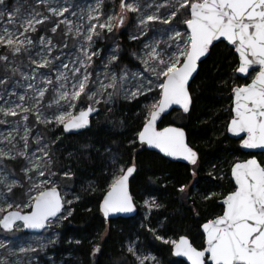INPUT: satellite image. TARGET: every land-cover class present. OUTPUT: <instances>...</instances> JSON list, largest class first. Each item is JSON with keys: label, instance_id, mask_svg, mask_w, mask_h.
<instances>
[{"label": "snow or ice", "instance_id": "obj_1", "mask_svg": "<svg viewBox=\"0 0 264 264\" xmlns=\"http://www.w3.org/2000/svg\"><path fill=\"white\" fill-rule=\"evenodd\" d=\"M54 2L58 0H36V7L45 5L49 16L33 9L18 22L15 13H19L20 9L17 7L15 13L9 15L5 0H0V6H5L0 10V17L7 15L8 24L13 25L12 28L0 27V67L4 71V75H0V125L10 126L7 135L0 132V145H11L0 147V229L5 232H12L15 227H19L17 221H21L25 229L49 227L59 219L67 218L59 214L64 210L65 203H72L71 200H63L59 182L54 179L60 174L51 167L49 145L44 144L36 151L30 150L27 123L23 125L21 137L23 148L15 143L13 132H19L21 122H27L31 114L36 117L38 124L63 126L65 132L87 128L91 114L96 111L94 105L100 104L103 96L108 97L105 103L110 102L113 95L124 90L128 81L125 72L119 76L106 73L104 80L97 77L98 87L94 91L91 86L92 74L88 69L93 57L98 55L97 51L91 50L94 37L105 30L111 33L114 28L123 26L127 13H141L137 0H119V13L112 11L104 19L101 11L103 0H98L95 8L87 14L89 23L86 28L83 25L74 27L73 22L66 17L60 20L51 29L52 32H56L59 24H65V36L82 39L83 43L80 44V55L70 69L71 76L67 71L59 70L60 67L69 69V64L61 62L57 66L55 79L47 72L40 71L52 65V40L44 36L39 38L40 51L35 52L36 59L33 54L36 41L31 35L37 31L36 25L43 24L51 17H64L65 13L70 12L66 5L51 6ZM164 6L156 4L157 12ZM146 7L151 8L153 5L149 3ZM157 12L147 15L141 13L140 26L154 21L169 25L166 32L172 43L168 44L165 51L158 50L157 45L147 46L150 50L141 62L144 72L150 73L151 78L140 72L133 74L134 78H140V82L135 90L125 92V98L129 94L133 99L140 96L145 98L143 126L131 143L158 149L165 157L197 164V152L185 142V132L179 127L158 129L157 120L171 105H178L185 113L189 112L192 103L189 81L197 71L198 61L208 54L213 42L220 41L227 42L238 54L235 72L251 80L232 89V117L227 124V132L239 137L244 149H264V0H176L166 18L161 19ZM71 15L76 13L71 12ZM181 15L184 16L183 31L175 26ZM80 18L84 19L83 16ZM18 57L22 58V62L26 58L34 67L22 72L15 63ZM111 59L115 61L116 57ZM77 64L78 67L75 66ZM9 72L12 77L19 74L27 83L13 80L8 76ZM18 88L23 91L18 92ZM157 89V95L150 97L149 94ZM49 92L53 95L46 106L55 107L51 116L43 111ZM5 96L17 97L19 103L5 99ZM82 97H87L90 103L77 112L75 109L82 104ZM149 99L150 103L147 102ZM18 116L19 120L8 119ZM34 142L40 145L39 136ZM21 160L24 161L21 171L28 188L25 191L26 199L18 203L9 197L15 196L14 190L23 187V183L17 179L14 168H10L7 162L19 163ZM110 167L100 203V211L105 219L113 214L135 211L129 192V178L136 171L135 164L122 166L114 155ZM63 177L72 178L68 171L63 173ZM231 179L234 187L221 197L222 213L202 225L204 243L200 249L184 236L168 240L156 235V239L171 244L173 255L186 258L189 264H264V163L256 159L237 162L231 168ZM179 191L184 192V187H180ZM216 195L215 192L206 193L204 199L210 200ZM153 206L158 207L155 201H145V207L151 209ZM13 208H27L29 211H12ZM68 215H71L70 211ZM0 250L10 251L4 239H0ZM36 251L34 247L20 248L21 253ZM99 251L100 248L95 247L92 254L95 256ZM128 252L135 258L136 264L154 261V257L140 255L132 246L128 247ZM0 264L10 262L5 258L0 260Z\"/></svg>", "mask_w": 264, "mask_h": 264}, {"label": "trees", "instance_id": "obj_2", "mask_svg": "<svg viewBox=\"0 0 264 264\" xmlns=\"http://www.w3.org/2000/svg\"><path fill=\"white\" fill-rule=\"evenodd\" d=\"M114 6L116 1L113 5L104 3L102 11L106 13ZM183 20L184 16H179L175 26L184 29ZM54 37L61 35L58 32ZM101 39L104 46L118 42L119 62L133 64L130 53L138 43L129 41L124 29L102 33ZM236 65L237 58L230 47L223 42L213 45L189 85V112L183 115L172 111L159 123V127L176 125L184 129L188 144L198 154L196 165L169 161L145 145L131 143L143 125V96L129 101L116 97L112 106H99L90 127L77 134H64L61 127L53 132L41 128L44 137L53 138L52 168L60 174L56 178L72 199L71 215H65L67 218L54 227L55 241L47 251L54 264H136L129 246L140 255L154 257L149 264H185L172 255L171 244L157 240L156 235L168 240L186 236L194 247L203 246L201 224L221 214L218 200L233 188L231 165L250 156L226 134L231 88L249 81L242 83L236 76ZM157 93L158 89L149 95ZM114 155L122 166L135 164L136 171L129 179L136 205V214L131 218L105 219L99 211ZM256 157L264 163V153ZM218 169L223 175L217 174ZM65 171L71 173V179L63 177ZM180 187L184 192L179 191ZM213 192L215 197L204 199L206 193ZM145 199L155 201L158 207L144 212L140 203ZM95 247L100 251L94 256ZM35 264H49V260L39 255Z\"/></svg>", "mask_w": 264, "mask_h": 264}, {"label": "rangeland", "instance_id": "obj_3", "mask_svg": "<svg viewBox=\"0 0 264 264\" xmlns=\"http://www.w3.org/2000/svg\"><path fill=\"white\" fill-rule=\"evenodd\" d=\"M117 2V6H114V8L108 9L109 11L104 13L102 11V6L104 3H109L111 5L114 4V2ZM98 0H58V2H54L51 6L56 7L60 5H66L69 7L70 12L65 13L64 17H51L50 19L44 21L43 24L36 25L37 31L35 33H31L33 39L36 41V46L33 49L34 58L38 59V57H35V52L40 51V44H39V38L41 36H44L46 38H49L52 40V65L49 69H41V72H47L53 79H55L56 69L57 66L61 65V62L64 64H69V69H64L63 67H60L61 72L67 71L69 76H71L70 69L73 66V62L76 61L77 57L80 55V44L83 43V40H76L72 39L70 36H65V32L67 30V26L65 24H59V27L57 28L56 32H52V28L56 26V24L59 23L60 20L65 19V17L73 22V26L77 25H83L85 28L87 27V24L89 23L87 20V14L92 9L95 8ZM130 2V0H129ZM137 2L141 6V13L144 15L157 12V9L155 7L156 4H164V7H160L157 14L161 17V19L166 18V14L169 13L170 9L175 5L176 0H137ZM151 3L153 7L147 8L146 5ZM103 4L101 5V11L103 13L102 19L106 18L108 13H111L112 11H115L119 13V0H103ZM5 5L7 6L8 14L12 15L15 13V9L18 7L20 9L19 13H15L17 21H21L25 16H27L29 13L32 12L33 9L35 11H38L42 13L44 16H49L48 11L46 10L45 5L41 4L39 7H36V0H12L11 2L8 0H5ZM5 6H0V10H3ZM119 9V10H118ZM71 12H75L76 15H71ZM141 13H127L124 18V24L121 27H116V29H124V31L127 33L129 41H136L138 43V46L135 47L130 53V56L133 58V64L132 63H120L119 57H120V47L118 45V42H112L111 44H108L104 46L103 44H100L104 41V39H101L102 33H107L105 30L102 32L99 36L94 37V42L92 43L91 50H95L98 52V55L93 57V60L91 62V67L88 69V72L92 74V88L95 91L98 87L97 84V77H99L100 80L105 79L106 73L116 74L119 76L122 72L127 73L128 81L125 85V88L120 93L113 95L110 102L105 103L104 101L108 100L107 96L101 97L102 102L98 105H94V107H103L107 108L113 105L114 98H120L122 100H132L130 94L128 98H125V92H129V90H135V87L139 84L140 78L133 76L135 73H143L144 76L151 78V74L148 72H144V65L142 64V60L145 58V53L149 51L150 45H157L158 50L165 51L167 50L168 44L172 43V41L168 40V33L166 32V29L169 27V25L163 24L160 21H154L149 23L146 26L141 27L140 26V16ZM83 16L84 19H81L80 17ZM7 26L9 28H12L13 25L8 24L7 22V15L0 17V27ZM183 31V29H180ZM60 33V38H55L54 34ZM138 37L136 39H133V37ZM65 44L67 46H65ZM59 57V59H56V57ZM115 56L116 60L112 61V57ZM15 63L20 66V70L22 72H28L30 68L34 67V65H30L28 60L26 58H16ZM75 66H79L78 64ZM0 75H4V71H2V67H0ZM9 77H11L13 80L20 81L21 84H26L27 82L23 81L19 74H17L15 77H12V73L9 72ZM38 82H39V78ZM110 79V77H109ZM246 80H250V78L241 79L242 83H245ZM146 83V81H145ZM239 85V84H236ZM42 86V85H41ZM11 87V86H10ZM18 92H22V88L16 89ZM108 91H111L109 89ZM53 95L52 92H49L46 94V99L44 101V107L43 111L51 116L52 112L55 111V107L48 108L46 105L48 104L49 100L51 99V96ZM5 99H13L16 100L17 103H19L17 97H7L5 96ZM90 102L88 101L87 97H82V104L78 106L75 111H79L81 107L86 108ZM9 120H19L20 117H8ZM24 123H27L28 128L30 129L29 132V147L31 151H36L40 146L47 144L49 145V152L52 158V164H53V154H52V137H44L43 136V130H41L42 127H45L48 129V131L53 132L55 129H57L58 126L56 124H48L45 125L43 123H37L36 117L34 115L29 114V120L27 122H21L20 130L19 132H13V135L15 136V143L18 145L19 148H23V141L21 140V137L23 136L24 132ZM40 126V127H39ZM10 131L9 125H0V132L4 133L5 135L8 134ZM39 136L40 138V145L36 144L34 141ZM0 147H11V145H0ZM37 155H40L39 152H37ZM10 168H14L15 174L17 179H19L23 183V187L16 188L15 196H10V199L16 200L18 203L26 199L25 197V191L28 188V184L24 181V174L21 171V166L24 164V161L21 160L19 163L8 161L7 162ZM51 164V167H52ZM54 170V169H53ZM216 172L217 174L223 175L221 173V170L218 169ZM59 182V190L61 191L62 198L64 201L72 200L69 197V192L66 188H64L60 181L55 177ZM145 201L151 202L150 199H145L143 202H141V206L143 207V211L147 212L149 209L148 207H145ZM11 210L16 211H22L27 212L29 209H17L13 208ZM70 211L69 204H64V210L62 211L61 216H65ZM63 219H59L55 223H53L51 226L47 227L45 230H43L41 233L38 234H28L22 231V224L17 223L19 227H15L12 232H4L0 229V239H4L7 241L9 245V250L6 252L5 250H0V260L7 259L10 264H35L39 258V255H43V258L46 260H49V264H54V260L51 254H48L49 247L53 244L52 241H55L56 232L54 230V227L61 224V221ZM43 245V247H41ZM29 248L34 247L37 249L36 252H20V248Z\"/></svg>", "mask_w": 264, "mask_h": 264}, {"label": "water", "instance_id": "obj_4", "mask_svg": "<svg viewBox=\"0 0 264 264\" xmlns=\"http://www.w3.org/2000/svg\"><path fill=\"white\" fill-rule=\"evenodd\" d=\"M218 42H220V41H216V42H213V45H215L216 43H218ZM223 43H225L226 45H227V42H223ZM212 45V46H213ZM212 46H210V49L212 48ZM228 47H230L232 50H233V53L235 54V56H236V58H237V64H238V54L235 52V49L231 46V45H227ZM210 49H209V52H210ZM209 52H208V54L205 56V57H202L201 58V60L200 61H198V67H197V71H198V68H199V64L204 60V59H206L207 57H208V55H209ZM258 70V69H257ZM197 71L195 72V73H193V76H192V78L190 79V81H189V85L191 84V82H192V80H193V78L195 77V75H196V73H197ZM235 74H236V76L237 77H239L240 79H245V78H247V77H245L243 74H239V73H237V72H235ZM252 75H255V72H252ZM251 82V80H249L247 83H250ZM244 84H241V85H235V86H233L232 88H231V91H230V96H231V107L233 106V96H232V89L234 88V87H236V86H243ZM191 96V95H190ZM192 100V99H191ZM191 107H192V103H191V105H190V109H191ZM95 109H96V111H94L92 114H91V116H90V118H89V126L87 127V128H84V129H78V130H71V131H69V132H65L64 131V129H63V126H61V130H62V132L64 133V134H77V133H79V132H81V131H83V130H85V129H88L89 127H90V122H91V119L93 118V117H95V115L99 112V107H95ZM189 109V110H190ZM172 111H180L183 115H185V114H187V113H185L184 111H183V109H181L178 105H171L168 109H166V111L164 112V113H162L161 114V116H160V118L157 120V127H158V129H163L164 127H179V126H176V125H166V126H163V127H159V123L161 122V120H162V118L164 117V116H166V115H168L169 113H171ZM231 117H232V113H231ZM231 117H230V119H231ZM230 119H229V121H230ZM228 121V122H229ZM228 124V123H227ZM143 126V125H142ZM142 128V127H141ZM179 128H181L183 131H184V129L182 128V127H179ZM185 132V131H184ZM226 134H227V136L229 137V138H231V139H234V140H236V141H238V146H239V148H240V150L242 151V152H244V153H247V154H250V156L249 157H247L246 159H244V160H241V161H236V162H234L232 165H231V167H230V172H229V177H230V180H231V182H232V184H233V187H234V182L232 181V179H231V168H232V166L235 164V163H237V162H244V161H246V160H248V159H256L257 161H258V159H257V157H256V154H259V153H264V149H259V148H257V149H244V148H242L241 147V144H242V140L239 138V137H235V136H232L230 133H228L227 132V126H226ZM243 135V134H242ZM185 142L188 144V142H187V138H186V133H185ZM188 146L189 147H191L189 144H188ZM145 147L148 149V150H151V151H154V152H156V153H158L159 155H161L162 157H164L165 159H167V160H169V161H172V162H179V163H183V164H186V165H190L187 161H184V160H181V159H175V158H172V157H165L162 153H160L159 152V150L158 149H153V148H148L147 147V145H145ZM192 148V147H191ZM193 149V148H192ZM194 151H195V149H193ZM198 155V154H197ZM259 162V161H258ZM130 179V178H129ZM129 192H130V190H129ZM131 194V193H130ZM104 195V194H103ZM102 199H103V196H102ZM102 199H101V201H100V203L102 202ZM218 203L222 206V203H221V199H219L218 200ZM134 205H135V203H134ZM223 207V206H222ZM12 211H16V210H12ZM99 211H100V204H99ZM28 212V211H27ZM27 212H23V213H27ZM100 213H101V211H100ZM222 213V212H221ZM136 214V205H135V211H133V212H131V213H118V214H113V215H110L107 219H116V218H131V217H133L134 215ZM101 215L103 216V214L101 213ZM104 217V216H103ZM105 218V217H104ZM215 218V217H214ZM213 219V218H212ZM208 221V220H207ZM207 221H205V222H207ZM205 222H203L202 224H201V226H200V230H201V233L203 234V231H202V225L205 223ZM16 223H21L22 224V222L21 221H17ZM47 227H45V228H43V229H39V230H33V229H25L24 227H23V224H22V231L23 232H25V233H28V234H38V233H41L43 230H45ZM2 231H4L3 229H1ZM5 232V231H4ZM181 237V236H180ZM180 237H178V239L180 238ZM184 237H186V236H184ZM187 238V237H186ZM204 238V237H203ZM203 243H204V240H203ZM171 252H172V255H173V251H172V249H171ZM174 257H176V258H178V259H180V260H182L185 264H189V262L187 261V259L186 258H184V257H177V256H175V255H173Z\"/></svg>", "mask_w": 264, "mask_h": 264}]
</instances>
